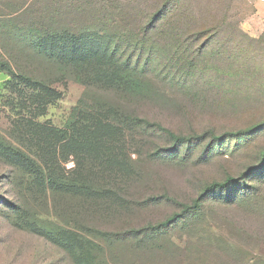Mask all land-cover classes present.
Listing matches in <instances>:
<instances>
[{
    "label": "rangeland",
    "instance_id": "374dc122",
    "mask_svg": "<svg viewBox=\"0 0 264 264\" xmlns=\"http://www.w3.org/2000/svg\"><path fill=\"white\" fill-rule=\"evenodd\" d=\"M0 58L50 86L15 87L0 72V143L64 183L80 173L99 184L91 197L53 188L0 153V264H264V14L253 0H0ZM120 73L144 78L143 94L98 82ZM80 102L132 119L107 128L111 147L90 148L92 163L65 139L70 118L91 112ZM185 207L160 234L106 241Z\"/></svg>",
    "mask_w": 264,
    "mask_h": 264
},
{
    "label": "trees",
    "instance_id": "16d2710c",
    "mask_svg": "<svg viewBox=\"0 0 264 264\" xmlns=\"http://www.w3.org/2000/svg\"><path fill=\"white\" fill-rule=\"evenodd\" d=\"M43 37H46L47 39L51 38L48 34ZM55 38H57V36H52L51 42H56L54 41ZM178 52L179 51H177V53ZM57 54L62 53L57 51L53 55ZM178 57H182V52L178 53ZM104 62H110V60H104ZM71 64L74 65V63ZM177 66H179L178 68L180 69V71L185 70V66H183L180 62L177 63ZM0 72L10 75L11 80L9 82L13 86L15 85V87H18L20 83H23L25 86H29L33 89L50 87L48 84L40 80L34 79L31 76L18 73L10 62L2 58H0ZM92 81L94 80L86 78V81L84 82H87V84L89 83V85H92ZM98 82L99 84H101V86L114 88L116 90L120 89L119 91H121L122 93H129L131 95H142L145 79L139 77L135 73H120L119 75H116L115 78H110V76L108 75L102 76L100 79H98ZM48 95L53 100L60 96L58 92L53 90L50 91ZM49 102L53 101L49 100ZM79 104L80 105L79 107H77L76 110H80L78 108L84 107L85 109H88L91 112L84 111V116L77 117L79 115L76 114L74 117L70 118L68 124L69 128L64 131L65 139L68 140L67 145L72 148V151L74 150L76 157H78L79 160H88L90 163H92L93 156H91L89 152L90 148L91 150L93 149L96 152L97 157H104L107 154L106 151H108V149L111 147V145H109L108 143L109 133L107 132V128H116L115 126L119 125L120 123L126 124L127 122H129L131 124V118L125 114L112 112L113 107L111 106H106V109L103 108L104 105L97 104L95 107L92 108L84 102H80ZM110 108L112 109V111L109 110ZM85 123L87 124L85 125ZM97 124L98 126H101V130L94 128V126H96ZM50 130H52L55 135H58V131H56L55 129L51 128ZM124 133L125 132L123 131V134ZM75 146L77 150L75 149ZM0 153L6 159L10 160L11 163L18 167L21 171L35 176V180L38 183L41 182L42 184H45L49 182L53 188H61L66 186L67 189H69L70 191L76 194L86 195L88 197L97 195L96 191L98 189L99 184L97 180H93V177L91 179L84 180V178L80 177L81 174L77 173V178L75 177V180L71 182L69 181V183H64L61 181V176L57 173L55 169L48 168V172H46L47 174L44 172L45 166L47 164L45 163L43 167L42 162L44 163V160H42L38 156L34 157L32 155L27 154L25 151L18 149L16 146H6L2 143H0ZM261 163H264V155L261 158ZM78 164L79 163H77V167ZM75 170L78 171L77 168ZM190 210V207H185L182 214H174L161 223L151 224L141 228H130L122 232H110L106 241L118 243L119 241H122L124 239L127 240L134 237L144 238L153 234H160L163 230H169L175 222H177L180 218L182 219L184 216H186L190 212ZM89 229L92 232V229ZM44 233L47 232L45 231ZM90 236H93L94 239L100 238L99 236L92 234H90Z\"/></svg>",
    "mask_w": 264,
    "mask_h": 264
},
{
    "label": "crops",
    "instance_id": "0c3cea01",
    "mask_svg": "<svg viewBox=\"0 0 264 264\" xmlns=\"http://www.w3.org/2000/svg\"><path fill=\"white\" fill-rule=\"evenodd\" d=\"M254 4L257 6V10L264 14V0H253Z\"/></svg>",
    "mask_w": 264,
    "mask_h": 264
}]
</instances>
